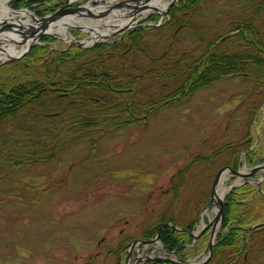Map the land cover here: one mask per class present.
<instances>
[{"label":"rangeland","instance_id":"1","mask_svg":"<svg viewBox=\"0 0 264 264\" xmlns=\"http://www.w3.org/2000/svg\"><path fill=\"white\" fill-rule=\"evenodd\" d=\"M60 1L37 0L33 6L43 10L50 4L56 8ZM232 3L233 0H208L202 4L196 16L188 19L187 26L176 30L174 53L189 54L199 46L188 25L199 34H227L231 30ZM26 8L36 14L34 9ZM143 23L145 26L97 44L112 41L125 44L124 38L130 32L155 28L142 39V48L146 51L139 56L142 68L133 70L131 75L137 77L149 71L144 80L137 82L136 100L157 101V109L133 124L117 123L116 130L97 140L93 151L89 143L82 142L53 162L6 174L0 172V264H116L115 250L119 245L150 238L145 236L174 196L171 188L172 183L177 182V178H173L175 173L196 156H210L209 165L200 163L197 169L184 174L187 187L181 189L182 195L177 200L179 223L193 220L194 229L198 227L204 211V206L197 207L201 195L209 194L216 171L236 154L239 142L247 133L245 110L255 98L254 85L242 78L227 77L191 96L173 101L170 91L174 85L162 87V82L155 79V70L167 68L169 61L150 59L158 57L165 49L167 34L171 32L164 30L160 35L157 28L172 24L171 11L168 18L160 19L152 14ZM258 26L264 31V13L260 15ZM67 32L76 40L85 37L84 33ZM50 38L54 41L42 38L38 46L60 51L69 47L58 35ZM263 101L251 125L250 147L238 153L239 167H251L264 159ZM229 143L235 144L224 153L215 154ZM251 147L254 149L249 159L243 154L247 149L251 151ZM235 181L229 177L226 183ZM250 187L255 190L256 183ZM243 196L249 198V194ZM255 206L257 219L254 223H257L264 220V201ZM207 219L203 215L205 223ZM208 239L209 233L189 246L185 251L187 259L194 262L205 259ZM260 242V246L251 244L253 249L243 256L245 260L234 264H264V239ZM152 247L151 252L147 251L150 248L147 246L137 249V253L163 254L155 251L156 245Z\"/></svg>","mask_w":264,"mask_h":264},{"label":"trees","instance_id":"2","mask_svg":"<svg viewBox=\"0 0 264 264\" xmlns=\"http://www.w3.org/2000/svg\"><path fill=\"white\" fill-rule=\"evenodd\" d=\"M35 1L37 0H13L10 5L16 9L29 7L38 15L53 10V7L46 6L43 10L37 9L33 6ZM207 1L179 0L171 8L172 24L157 28L160 35L164 34V30L171 32L167 34L165 49L158 57L150 59L169 61L167 68L155 70L154 75L156 80L162 82V87L174 85L170 91L173 101L191 96L227 77L242 78L254 85L255 98L245 110L247 133L239 142L236 154L219 167L238 169V153L250 147L251 125L259 103L264 99V31L258 26L260 15L264 13V0H233V14L229 21L231 30L225 36L231 32L233 34L223 40L224 36L199 34L188 25L199 46L193 52L189 51V54L177 55L174 53L176 30L178 32L185 28L188 19L195 17L199 7ZM153 29L155 28H140L130 32L124 38L127 41L125 44L112 41L89 49L72 46L60 51L35 45L18 61L2 65L0 172L4 171L6 174L53 162L82 142L89 143L93 151L97 140L105 133L116 130L119 126L117 123L133 124L146 119L156 110L159 102L136 100L139 93L137 82L144 80L149 71L140 73L137 77L131 75L133 70L142 68L139 67V56L146 52L142 48V39ZM43 38L49 42L54 41L50 37ZM234 144H226L215 154L224 153ZM252 150H246V158L250 157ZM210 158L196 156L175 173L173 178L176 177L177 182L172 183L171 188L174 196L145 236H154L165 222L181 228L175 230L168 226L159 229V240L178 259H187L185 251L192 244V237L188 232L194 230L195 222L189 220L180 224L176 213L177 200L183 192L181 189L187 187L184 174L191 172L200 163L209 165ZM247 194L249 198L243 196ZM201 196L202 200L197 203L199 209L209 200L208 193ZM259 201L263 202L264 197L248 184L229 192L224 200V217L213 254L206 264H234L240 259L245 260L243 256L252 251V245L255 247V243L257 246L262 244L260 241L264 239V224L244 232L257 219L254 209ZM122 247L123 245H119L115 250L117 255ZM148 264L175 263L162 261Z\"/></svg>","mask_w":264,"mask_h":264},{"label":"water","instance_id":"3","mask_svg":"<svg viewBox=\"0 0 264 264\" xmlns=\"http://www.w3.org/2000/svg\"><path fill=\"white\" fill-rule=\"evenodd\" d=\"M11 1V0H6ZM76 0H64L63 5H61L58 9H56L54 12H52L49 15L37 17L34 14H30L29 18L32 20V23H25L24 21L20 19H13L11 18H3L0 21V52L6 51L5 46L9 45H15V46H21L24 47L22 51L19 53L9 55L6 61L0 62V65L5 62H12L20 59L23 57L30 49L31 47L38 43V41L43 36H53L52 33L47 32V29L49 27H52L55 25L54 23L59 22V24L56 23L57 26L63 25V27L70 28L71 30H76L79 32H83L88 34L86 39L82 41L75 40L73 37L69 36L68 39H62L65 42H68L71 46H77L80 48H88L92 45L96 44L99 40L101 41L112 38L114 36H117L129 29H132L136 26L137 23L142 21L143 19L147 18L144 13L150 12L155 13L159 15L160 17L167 16L169 14L170 9L172 6H174L178 0H170L167 5L160 8L155 5H149L148 3L151 0H114L110 5H103V9L93 12L89 8H87L84 4L85 2H97V0H85L84 3H81L76 6H71V4ZM119 10L125 13H120ZM115 11V12H114ZM20 12H28L26 9H20V10H10V13L13 15H20ZM114 12V13H113ZM113 14V15H112ZM116 14L120 17H125L126 20L123 24H112L115 29L111 31L108 34H100L98 31H96L94 28L86 25H74L69 24L68 21L73 20L74 18H82V17H89L96 20V22L101 23L103 26H106L109 24V22H104L105 19L111 20V15L116 16ZM24 17V16H23ZM75 22V21H73ZM76 23V22H75ZM100 26V25H98ZM94 31L95 36H91V33ZM232 34V33H231ZM230 34V35H231ZM94 39L92 43H87L86 40ZM229 172L232 174L234 178L240 177L245 179V182H248V179L252 178L255 175H258L261 173L260 177L257 179H252L257 183V189L263 194L261 191V185L262 181L264 180V162L253 166L246 171H238L230 168L229 166L221 168L215 175L211 191H210V200L207 204V206H215L216 211L213 219L209 220L206 225H204L199 231L196 233L194 232H188L190 236L197 240L199 239L202 234L209 230V240L206 248V252H208V255L205 259H203L200 262H191L188 260H168L163 259L161 257H150V256H135L132 259H130L132 249L134 247H141V246H147V245H153L155 243H158L159 238V229L155 236L151 239L147 240H135L128 245L129 252L126 259L125 264H146L149 262H160V261H171L176 264H205L211 257L213 252V246L215 244L216 239V230L218 227H220L224 212H223V205H224V198L226 194L234 187L236 186H230L228 188V191L222 196L219 197L217 195V188L220 184L221 178L224 173ZM264 195V194H263ZM264 221L255 223L254 225L250 226L245 230V232H248L259 225H261ZM172 227L175 230H181L180 228L174 227L172 223H163L161 224V227ZM168 255H172L171 253H168ZM174 257V256H173ZM175 258V257H174Z\"/></svg>","mask_w":264,"mask_h":264},{"label":"bare ground","instance_id":"4","mask_svg":"<svg viewBox=\"0 0 264 264\" xmlns=\"http://www.w3.org/2000/svg\"><path fill=\"white\" fill-rule=\"evenodd\" d=\"M170 0H151L148 4L149 5H157L158 7L162 8L164 7L165 5H167V3L169 2ZM0 20L2 19V17H5L6 15H12L9 11V7H8V4H7V1L6 0H0ZM115 12V11H114ZM113 12V13H114ZM120 13H125L124 11H120ZM1 14H4V15H1ZM20 15V18L25 16L26 18H29V13L27 12H20L19 13ZM113 15V14H112ZM110 16L112 21L108 20V19H105L104 22H116L118 23V25H121L123 24L125 21L123 19V17H120L116 14V16ZM14 19V18H13ZM73 20H76L75 18ZM72 20V21H73ZM114 20V21H113ZM23 22V21H22ZM57 24H59V22H56ZM56 23H54L55 25H53L52 27H49L47 29V32H50L52 34H55L60 36L62 39H68L69 37V34L67 32V29L66 27H63V25H60V26H57ZM71 24V23H70ZM108 27V26H107ZM96 30L99 31L100 34H108L109 33V30H107V28L105 29H98V27L96 28ZM22 50V49H21ZM20 50V51H21ZM15 53H19V50L16 51V49H12L11 47L9 49L6 50V52L4 53H0V61L1 60H4L6 59L9 55H12V54H15ZM226 180H228V176L227 174L223 175L222 178H221V181H220V184L217 188V195L219 197H222L226 191L228 190V185L226 183ZM215 212V208H207L203 211L202 213V217L203 215H206L208 217L209 220H211V215H213ZM205 225V222L203 220V218L200 219V222H199V225H198V229L202 228L203 226ZM155 251H161V253H164V250L162 248V245L161 244H157L156 247H155Z\"/></svg>","mask_w":264,"mask_h":264}]
</instances>
